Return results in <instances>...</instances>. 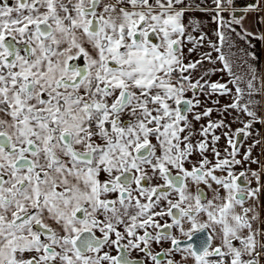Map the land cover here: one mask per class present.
<instances>
[{
  "label": "snow or ice",
  "instance_id": "1",
  "mask_svg": "<svg viewBox=\"0 0 264 264\" xmlns=\"http://www.w3.org/2000/svg\"><path fill=\"white\" fill-rule=\"evenodd\" d=\"M234 3L0 0V264H264V0Z\"/></svg>",
  "mask_w": 264,
  "mask_h": 264
},
{
  "label": "crops",
  "instance_id": "2",
  "mask_svg": "<svg viewBox=\"0 0 264 264\" xmlns=\"http://www.w3.org/2000/svg\"><path fill=\"white\" fill-rule=\"evenodd\" d=\"M210 2V0H209ZM248 3H251V0H235L234 6L236 8H243L245 7ZM237 16H242L243 12L238 11L236 13ZM202 19H204L205 21V28L206 29H214L215 28V24L211 23L210 20L207 17H202ZM254 17L253 16H249L248 20L245 22V27L248 28L249 30L252 31H256L257 28H259L260 31H264V25H255L254 24ZM213 39H215V37L213 36ZM252 43L255 45V48L250 49V51L255 52L256 56L258 57V61L257 66L258 68H260L261 71H264V42L258 41V40H253ZM241 47H245V45L241 44ZM225 51L227 53V46L225 47ZM236 49H233V52H235ZM238 70H242V69H238ZM215 78V77H214ZM239 125L237 124H233V128L238 127ZM257 128L264 133V128H260L259 125H257ZM221 143L223 144V141H221ZM248 143H251V140H247L244 142V146L246 147ZM243 150V149H241ZM258 151V150H257ZM253 167H255V165H253Z\"/></svg>",
  "mask_w": 264,
  "mask_h": 264
}]
</instances>
